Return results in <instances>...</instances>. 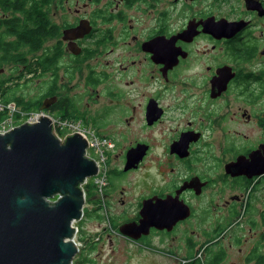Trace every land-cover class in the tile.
Wrapping results in <instances>:
<instances>
[{"label": "flooded vegetation", "instance_id": "af4514ba", "mask_svg": "<svg viewBox=\"0 0 264 264\" xmlns=\"http://www.w3.org/2000/svg\"><path fill=\"white\" fill-rule=\"evenodd\" d=\"M0 86L104 146L84 218L108 242L264 247V208L242 212L264 176L235 175L264 161V0H0Z\"/></svg>", "mask_w": 264, "mask_h": 264}, {"label": "water", "instance_id": "95a60500", "mask_svg": "<svg viewBox=\"0 0 264 264\" xmlns=\"http://www.w3.org/2000/svg\"><path fill=\"white\" fill-rule=\"evenodd\" d=\"M88 147L79 133L61 140L48 116L0 134V264H74L83 185L99 171ZM251 157L250 163H236L235 175L264 176V161L258 153ZM133 166L129 162L126 169Z\"/></svg>", "mask_w": 264, "mask_h": 264}, {"label": "rangeland", "instance_id": "374dc122", "mask_svg": "<svg viewBox=\"0 0 264 264\" xmlns=\"http://www.w3.org/2000/svg\"><path fill=\"white\" fill-rule=\"evenodd\" d=\"M257 189V191H252L250 194L246 191L243 203L245 205L246 202L249 203L250 201V203L256 207L254 215L256 218L259 215L257 211L263 210L264 208V196L261 192V190H264V186ZM75 226L78 227L79 230L76 241L80 248L75 259L81 254L82 256L90 257L94 260L95 264H186L185 260L187 258L190 260L194 258L193 261L195 262L199 256L198 254L201 253L198 250L195 257L194 254H190L189 256L185 255V258L176 260V258L170 255H165L160 251L150 250L144 245L135 246L129 243H110L107 239L99 235L100 230L96 229L94 223L88 219H83L78 224L75 223ZM245 228L246 238H244V244L240 247L242 250L234 243L233 247L229 250L228 257L221 264H246L247 256L252 254L249 253L250 247L257 238H251L249 227L245 226ZM88 243H90V245L95 244V248L88 250ZM223 243L227 247L230 244L228 240H225ZM216 249L218 250L219 247H212L211 251ZM164 253H169L168 246H165ZM244 257L246 258L245 260H243Z\"/></svg>", "mask_w": 264, "mask_h": 264}, {"label": "trees", "instance_id": "16d2710c", "mask_svg": "<svg viewBox=\"0 0 264 264\" xmlns=\"http://www.w3.org/2000/svg\"><path fill=\"white\" fill-rule=\"evenodd\" d=\"M38 34V32H36V35ZM27 38H23V40L27 41L30 43V45L37 43L35 39V34L30 33L27 35ZM0 91L2 93V101L4 104H9L14 102L17 107H19L21 110L23 111H30L32 109L25 107L24 105V101L23 100H16V98L13 96H10V90L8 87H3L0 86ZM7 112H3L0 113V119L4 118L6 116ZM264 186V178L259 181L255 186L251 187L248 186L247 187V191L250 194L252 191H257L259 187H263ZM87 189V187H86ZM246 207H248L249 209L253 208V205L247 202ZM263 218H264V212H263ZM89 245V249L88 250H92L95 248V244L90 245V243H88ZM264 247L263 245L261 246V249L256 248L252 254L247 258L246 264H264V250H262ZM223 250V249H222ZM199 251H202L201 249ZM210 251V250H209ZM211 253V251L209 252V254ZM214 260L211 262V264H221L227 257H228V253H226V251H220L219 253H214ZM195 257V255H194ZM193 259H186V264H204L200 259H196V261L194 262ZM87 263H91V264H95L94 260H92L90 257L87 256H82L81 254L74 260V264H87Z\"/></svg>", "mask_w": 264, "mask_h": 264}, {"label": "built area", "instance_id": "2783aa9c", "mask_svg": "<svg viewBox=\"0 0 264 264\" xmlns=\"http://www.w3.org/2000/svg\"><path fill=\"white\" fill-rule=\"evenodd\" d=\"M1 107V104H0ZM9 109H11L12 111H14V107L13 105H10L8 107ZM24 115V114H23ZM38 116L37 115H31L29 121L31 122H35L37 120ZM13 127V120L12 118H10L9 120L3 122L2 124H0V133H4L6 132L9 128L11 129ZM61 129L65 128L69 131H78V132H82L83 134H87L88 136H90L91 139V147L94 151V153L99 156L102 157V146L99 145L98 141L96 139H94L93 135L91 134L90 131L87 130H81L79 128L78 125L75 124H59V126ZM105 182V171H102V175L96 179L95 183L101 188L104 185Z\"/></svg>", "mask_w": 264, "mask_h": 264}, {"label": "bare ground", "instance_id": "6f19581e", "mask_svg": "<svg viewBox=\"0 0 264 264\" xmlns=\"http://www.w3.org/2000/svg\"><path fill=\"white\" fill-rule=\"evenodd\" d=\"M27 122L32 123L31 121H26V122H24V123H27ZM136 240H137V239H136ZM74 242L76 243V245H78V242L76 241V236L74 237Z\"/></svg>", "mask_w": 264, "mask_h": 264}]
</instances>
